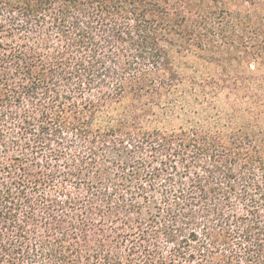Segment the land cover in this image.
I'll return each instance as SVG.
<instances>
[{
	"label": "trees",
	"instance_id": "obj_1",
	"mask_svg": "<svg viewBox=\"0 0 264 264\" xmlns=\"http://www.w3.org/2000/svg\"><path fill=\"white\" fill-rule=\"evenodd\" d=\"M0 264H264V0H0Z\"/></svg>",
	"mask_w": 264,
	"mask_h": 264
}]
</instances>
